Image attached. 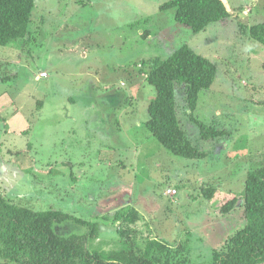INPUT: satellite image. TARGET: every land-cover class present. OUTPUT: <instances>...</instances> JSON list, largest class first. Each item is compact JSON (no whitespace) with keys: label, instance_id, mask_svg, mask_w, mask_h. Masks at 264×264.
Returning <instances> with one entry per match:
<instances>
[{"label":"rangeland","instance_id":"rangeland-1","mask_svg":"<svg viewBox=\"0 0 264 264\" xmlns=\"http://www.w3.org/2000/svg\"><path fill=\"white\" fill-rule=\"evenodd\" d=\"M166 1L34 0L28 35L0 45V194L100 222L91 250L122 247L118 227L129 228L137 246L152 231L203 264L244 226L245 176L264 162V45L248 35L263 0H223L230 15L199 32L159 10ZM183 44L217 69L192 112L175 85L198 159L169 152L144 125L156 93L148 63ZM190 115L226 135L203 139ZM208 185L236 193L235 207L220 213L201 195ZM129 208L134 223L121 220Z\"/></svg>","mask_w":264,"mask_h":264},{"label":"trees","instance_id":"trees-1","mask_svg":"<svg viewBox=\"0 0 264 264\" xmlns=\"http://www.w3.org/2000/svg\"><path fill=\"white\" fill-rule=\"evenodd\" d=\"M33 7L34 0H0V45L8 46L28 35ZM171 8L174 19L193 32L230 15L223 0H169L159 5L161 11ZM248 35L264 45V21L252 24ZM152 60L145 80L155 87L156 93L148 103L146 129L173 154L204 157L206 153L191 143L180 124L175 85L184 84V89L180 88L186 106L194 111L200 91L209 89L215 80V63L186 44L163 60ZM190 118L203 139L227 133L191 115ZM200 191L209 202L217 201L220 213L230 212L238 201L236 193L216 186L201 187ZM243 198L244 226L228 237L222 247L213 250L210 261L203 264L264 262V162L247 172ZM137 219L135 208H129L121 218L129 223ZM99 227L98 221L89 222L54 209L36 211L11 203L0 194V264H199L190 261L185 244L173 245L152 231L145 234L144 244L137 246L133 241L136 230L129 228L118 227L122 247L91 250L87 241L98 236Z\"/></svg>","mask_w":264,"mask_h":264},{"label":"built area","instance_id":"built-area-1","mask_svg":"<svg viewBox=\"0 0 264 264\" xmlns=\"http://www.w3.org/2000/svg\"><path fill=\"white\" fill-rule=\"evenodd\" d=\"M41 75H45V73L42 72ZM167 192L170 193V194H175L176 190L169 188V189H167Z\"/></svg>","mask_w":264,"mask_h":264}]
</instances>
